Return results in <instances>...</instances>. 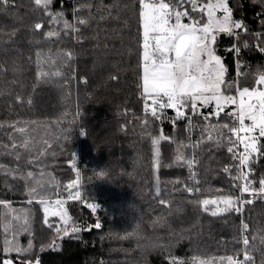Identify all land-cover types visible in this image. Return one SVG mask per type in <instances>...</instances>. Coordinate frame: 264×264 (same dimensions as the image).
I'll list each match as a JSON object with an SVG mask.
<instances>
[{
    "label": "trees",
    "instance_id": "trees-1",
    "mask_svg": "<svg viewBox=\"0 0 264 264\" xmlns=\"http://www.w3.org/2000/svg\"><path fill=\"white\" fill-rule=\"evenodd\" d=\"M227 2L233 19L247 29L235 30L238 35L220 33L215 44L235 94L236 87L256 88L257 73L264 72V0ZM48 11H62L63 20L79 31L64 29L63 21L52 24L35 0L0 3V201L8 205L0 203V264H221L220 258L227 256L241 264H264V200L217 216L193 203L238 196L232 178L237 161L227 151L229 145L220 139L218 146L215 132L209 140L208 132L201 131L206 123L229 122L227 113L235 107L219 117L213 106L201 107L199 115L188 109L186 118L175 124L172 109L161 120L145 113L139 0H52ZM80 19L87 23L79 24ZM37 22L43 24L39 30L34 28ZM51 30L59 36L48 38ZM69 52L71 59L64 55ZM57 71L62 74L52 75ZM160 137L156 164L152 139ZM191 140L193 149L187 146ZM259 144L261 154L249 165L254 182L264 179V137ZM180 154L193 159V170L177 161ZM225 167L231 171L224 172ZM101 171L106 175L99 176ZM194 172L195 180L190 175ZM77 173L83 178V201L99 205L100 211L94 214L82 203H69L67 224L54 217L47 220L51 227L45 225L43 205L30 190L36 188L49 200L61 198ZM188 188L200 191L190 195ZM10 211L19 213L21 225L27 214L26 230L13 226ZM97 222L99 229L77 232L44 248L63 232L57 227ZM137 225L159 239L161 247L142 251L129 235ZM21 232L26 234L19 237ZM13 234L27 250L24 254L4 251L5 239ZM246 253L251 257L247 261Z\"/></svg>",
    "mask_w": 264,
    "mask_h": 264
},
{
    "label": "snow or ice",
    "instance_id": "snow-or-ice-1",
    "mask_svg": "<svg viewBox=\"0 0 264 264\" xmlns=\"http://www.w3.org/2000/svg\"><path fill=\"white\" fill-rule=\"evenodd\" d=\"M142 28V43H141V88L144 98V111L156 120H161L164 116L165 109H172L175 112V117L172 122L186 118V109L191 108L193 114L199 115L198 105L209 106L214 104V115L219 117L225 108L229 105H234L233 111L227 113L229 122L210 124L206 123L202 126L201 131L208 132V139H213L212 133H216L217 144L219 146L220 139L226 140L229 145L227 151L232 153V159L238 161L234 165L237 169L236 174L232 177L234 181L242 182L234 184L240 190L241 195L235 197L232 195L220 196L214 199H202L193 201L204 207L205 211H209L208 205L223 204L224 207H217L211 210V215L217 216L232 210L240 211V207L244 204H251L252 200H244L243 194L247 193L250 196L256 194L264 195V179L259 181V189L253 188V180L249 179L251 169L249 167L254 155L261 154L260 138L264 137V87L252 88L236 87L235 94H232L234 83H229L225 80L227 71L222 63L221 57L216 54L214 45L217 42L218 34L226 33L228 35H238L235 30L244 29V24L240 20L233 19L232 9L228 6L227 0H139ZM0 3L7 4L8 0H0ZM52 0H35V5L38 8L45 10L50 17L52 24H58L63 21L64 29H72L79 31L67 20H63V12L52 13L48 11ZM185 4L191 5V12H200L203 15L194 17L189 14ZM217 12L223 13L222 16H217ZM207 20L204 21L203 17ZM188 17L189 23H183L182 18ZM85 19H80L79 24H85ZM43 24L37 22L34 28L39 30ZM247 31V29H244ZM48 38L59 36L55 30L46 33ZM260 34H257L259 40ZM247 48L248 44L245 43ZM258 47H260L258 45ZM231 50V49H230ZM235 51L239 53L240 49L235 47ZM260 51L264 52V47H260ZM40 55L39 53L37 54ZM68 59H71L72 54L65 53ZM55 63V61H53ZM66 63V61H62ZM62 73L57 71L52 75L60 76ZM41 76L47 77L49 73L41 72ZM247 75V73H240ZM255 83L264 86V72H258ZM150 101V103H149ZM189 127H193L191 117H187ZM205 121H209V116H204ZM251 121L250 125H246L245 121ZM147 123V120H145ZM226 130V132H225ZM21 133L25 132L24 128L18 129ZM84 134L83 132L81 133ZM164 137L152 139V144L156 147V164H159V149L160 140ZM243 146V152L239 151V146ZM23 146L28 147V141L25 140ZM15 147V144L13 145ZM50 147V145H49ZM177 161L184 160L189 168L193 165V159H185L183 154L176 157ZM247 168L248 171H244ZM224 172L231 171L229 167H225ZM103 177L106 175L103 171L98 173ZM193 180L196 179L194 173H190ZM31 177L32 173H28ZM199 183V181H196ZM79 184V173L76 180L67 184V189L76 188ZM192 192V188L187 189ZM196 192L200 189L196 188ZM30 196L39 197L38 203L42 204L45 212V222L47 216H59L64 224L70 220L66 211L63 209L64 201L56 199L51 201L37 192L36 188H32L29 192ZM159 195V190H157ZM70 199H81V192L76 190L74 193L69 191ZM31 202V201H29ZM162 204L165 201H160ZM5 207H8L6 202L0 201ZM93 212L97 210L98 205L87 204ZM24 223L21 225L22 230H26L28 223L27 214H23ZM13 219L20 220L21 216H14ZM51 227V225H49ZM95 228L101 227L97 222ZM243 228L247 229L248 225L243 224ZM73 232L80 231L77 227H72ZM88 230V229H86ZM57 232L64 231L67 234L68 229L56 228ZM245 248L248 246V239L243 240ZM31 244H29V249ZM4 251L17 252L24 254L27 250L19 246L15 240V234L12 239H5ZM251 257L245 255V260ZM221 264H238L233 256L221 257ZM4 264H11L10 260H5ZM36 264H40L39 260ZM199 264H209L206 261H200Z\"/></svg>",
    "mask_w": 264,
    "mask_h": 264
},
{
    "label": "rangeland",
    "instance_id": "rangeland-1",
    "mask_svg": "<svg viewBox=\"0 0 264 264\" xmlns=\"http://www.w3.org/2000/svg\"><path fill=\"white\" fill-rule=\"evenodd\" d=\"M188 11H189V14H190L191 16L196 15V13L191 12V8H189ZM199 13H200V12H199ZM222 15H223V13H221V12H217V16H222ZM206 20H207V17H206ZM182 22H183V23H189L190 21H189L188 17H183V18H182ZM214 47H215V45H214ZM261 87H264V86H261V85H257V86H256V88H261ZM149 103H150V101H149ZM209 106H213V107H215L214 104H213V105H209ZM209 106L198 105V109H200L201 107H209ZM229 107H235V106H234V105H229V106L226 107L225 109H227V108H229ZM188 109H191V108L189 107ZM188 109H186V110H188ZM165 110H167V109H165ZM165 110H164V111H165ZM233 110H234V109H233ZM190 111H192V110H190ZM191 131H192V130H190V133H191ZM80 133H82V130H81V129H80ZM241 152H243V150H241ZM249 177H250V176H249ZM81 183H83V178L80 176V177H79V184H78V186H77L76 188H73V189L69 190V189H67V187H66L67 185H66V186L63 188V189H64L63 197H61V198H57V199H61V200L64 201L63 209H64V211H66L67 215H68L67 204H69V203H73V202L82 203L83 207H87V206H86L87 204H95V203H93V202H91V201H83L82 194H81V199H70V198H69V196H68L69 191H72V192L74 193L76 190H79V191L81 192ZM259 185H260L259 182H254L253 185H252V187L257 189V188L259 187ZM189 193H190V192H189ZM55 200H56V199L51 200V201H55ZM257 200H259V198H258ZM260 200H262V199H260ZM28 203L32 204V201H31V202H28ZM217 207L222 208V207H224V206H223V204H219V205H212V204H210V205L207 206V208L209 209V212H210V213H211V210H215ZM87 208H89V207H87ZM43 209H44V207H43ZM89 209H90V208H89ZM100 209H101V207L98 205L97 210H96L95 212H93L91 209H90V211L93 212L94 214H96L98 211H100ZM44 213H45V212H44ZM225 213H226V212H225ZM223 214H224V213H223ZM10 215L12 216V220L14 221L13 226L21 225V220H22V219H20V220H14V219H13V217H14V216H18L19 213L14 212V211H10ZM19 216H20V215H19ZM47 217H49L47 220H49V219H51V218H54V217H58V218L60 219V221H61V218H60L59 216H53V215L49 214ZM61 223H62V221H61ZM45 225H49V224H47V223L45 222ZM72 227H76V226H70V228H68L67 234H65V232L63 231L60 235H58V234L55 235V236L52 238V240H51V238H50V240L48 241V244H46L47 246L44 247V248H48V247L53 248V247L59 245V244H60L65 238H67L69 235H72V234L77 233V232H73V231L71 230ZM93 227H94L93 225H82V226L78 227V228L80 229V231H78V232H81V231H90ZM86 229H88V230H86ZM23 234H26V233H25V232H21L20 235H19V237H20L21 235H23ZM43 235H44V234H43ZM41 251H43V250H41ZM243 259H245V254L243 255ZM10 261H11V260H10ZM36 261H37V260L32 261V262H28L27 264H36ZM236 261L239 262V260H236ZM11 264H14V263L11 261ZM238 264H241V263L239 262Z\"/></svg>",
    "mask_w": 264,
    "mask_h": 264
},
{
    "label": "clouds",
    "instance_id": "clouds-1",
    "mask_svg": "<svg viewBox=\"0 0 264 264\" xmlns=\"http://www.w3.org/2000/svg\"><path fill=\"white\" fill-rule=\"evenodd\" d=\"M129 235L142 251H153L161 247L159 239L153 235H149L143 229V225L134 226L133 229L129 231Z\"/></svg>",
    "mask_w": 264,
    "mask_h": 264
},
{
    "label": "built area",
    "instance_id": "built-area-1",
    "mask_svg": "<svg viewBox=\"0 0 264 264\" xmlns=\"http://www.w3.org/2000/svg\"><path fill=\"white\" fill-rule=\"evenodd\" d=\"M232 111H233V110H232ZM245 124H246V125H250V124H251V121H247V120H246V121H245ZM190 130H192L191 133H190V135L192 136V135H193V130H194V128L191 127ZM193 145H194V141H193V140H191V142L187 144V146H188V147H191L192 149H193ZM241 150H243V146H242V145L239 146V151L241 152ZM236 164H238V161H237ZM194 168H195V162L193 161V165H192V167L189 168V169H190V170H193ZM244 171H247V168H245ZM194 174H195V172H194ZM228 178H231V176L229 175ZM249 179H250V177H249ZM235 182H236V183H242V182H237V181H235ZM259 187H260V185H259ZM259 187H258L257 189H259ZM192 189H193V191L190 192V195H194V194H196L197 192L195 191V188H192ZM240 195H241V193H240V190L238 189V196H237V197H239ZM258 198L264 200V195H262V194H256V195H254V196H250V195H248L247 193L243 194V199H244V200H249V199L252 200V203H251V204H253ZM246 204H247V203H246ZM244 205H245V204H244ZM244 205H242V206H244Z\"/></svg>",
    "mask_w": 264,
    "mask_h": 264
}]
</instances>
